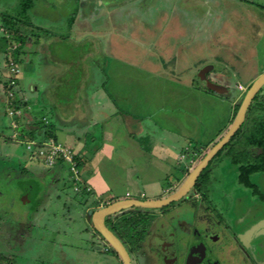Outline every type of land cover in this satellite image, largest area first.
<instances>
[{"label": "crops", "instance_id": "0c3cea01", "mask_svg": "<svg viewBox=\"0 0 264 264\" xmlns=\"http://www.w3.org/2000/svg\"><path fill=\"white\" fill-rule=\"evenodd\" d=\"M75 1L77 5L75 11H73L74 14L71 19L73 21L66 27V33H58L57 26L48 28L49 26L45 27L42 24L41 26L34 25L33 22V27L35 26V29L39 33H43V35L39 36V39L35 36L29 37L28 42L22 49L20 58L23 65L27 64L26 68H31L34 65L33 58L34 60L35 58L37 59L42 53L40 49H45L44 46L51 40L59 39L58 36L74 38L75 41L73 43L77 46L82 43L85 44L90 39L93 40L91 42L92 45H96L95 42L97 40L103 44V51L106 56H109L110 43L115 47L117 46V48H113L111 54H118L116 53L119 47L118 43L121 42L122 38H129L127 46L131 48V45L138 44L134 50L140 51L138 56L143 63V71L141 70L140 76L145 77L143 74L147 76L149 73L151 76L152 72L155 75L154 83L158 76L166 80V82L161 83V86H156V90L154 87L153 91L158 97L156 99L157 105L152 106L150 109L147 105H143L147 98L140 96L144 82H140L138 85L136 82L135 84H129V80L126 81L127 83L120 80L118 83L109 84L108 80H106L107 78L103 76L107 74L104 71L105 67L103 68L101 65V68H99L103 70V75L91 72V70L88 71L93 63H91L90 57L87 58L89 53H83L81 57L83 58L85 55L88 60V66L87 68L85 66L82 69L83 71H81L83 72V75H81L83 76V81L77 85V90H81L76 91L73 89L72 92L78 93L76 97L73 96L75 98H78L79 92L84 93L82 97L85 96V109L79 111L78 108L75 109L74 105L72 106L71 104L65 110V107H62L60 103V99L56 97L58 91L55 90L64 85L70 87L73 84V80L71 82L68 79L70 77V69L69 63L66 62L69 61L62 60L61 62L55 56L49 58L53 60L50 66L53 71V76L51 77L52 91H50V88H46L44 92L43 88L37 84L21 81V91H19L21 109H15L9 105L8 95L7 109L11 108L17 111L11 116L16 117L18 115L19 120L22 119V122H24L23 124L19 123L18 119L15 118L17 126L23 125V127L13 137H25L28 142L32 140H40V142L61 140L66 147L73 145L71 148L81 157L83 164H88L87 177L84 178L86 174H80L79 170V182L89 187V198L93 197L90 201L87 199L82 207L83 215L87 219L89 210H97L117 200L127 198L142 200L161 199L174 193L192 171L189 172L188 166L185 168L184 166H178L180 157L183 155L193 157L195 154L198 157L202 153L208 152L223 137L227 131H224V129L228 125L230 127L235 120L238 113V111L236 112V106L243 98V95H245L256 78L264 73V57H261L260 51L256 49L254 37L250 40L247 35V44L241 39H234L229 32L221 36V32L228 26H232V20H229L231 18L229 12L231 11L233 14L235 12L238 14L240 12L243 13L249 22V27H253L252 30L255 29L257 32L261 31L264 27V0H227V5H225V0H161L165 3L163 6L153 5L155 0ZM198 2L199 4H197ZM43 5L38 6L39 11L47 8L46 4ZM53 8L56 9L54 5ZM103 11L104 15L100 16ZM168 14L169 17H167ZM30 15L32 19L34 16V19L38 18L40 20L38 14ZM9 16L16 17L18 21L21 20L16 15L9 14ZM163 17L164 21H160L159 19H163ZM7 24H4L5 27ZM30 24L32 26V22ZM111 24L115 33L109 29ZM9 26L8 24L7 27ZM87 29L90 32H86ZM97 29L103 30L97 34ZM137 33L140 35L139 41L136 38ZM63 34H67V36ZM215 34L216 36L214 37ZM151 35L157 37L154 39ZM148 36L152 37V42ZM193 36L200 37L201 46L205 47L204 49L208 48V51L201 58H194L197 60L195 64L191 65L194 69L187 72L181 67V70H179V66L172 65V63L180 62L179 59L183 50H185L184 48L188 50L195 45ZM100 39L103 40L105 45ZM232 39L237 40L239 44H233V41H230ZM224 50L228 51V53L227 51L225 53L226 57H218L219 52L222 53ZM43 53H45V57H48V51ZM100 55L101 57L99 58L105 66L102 50ZM116 59H118V62L121 60L120 57H116ZM127 59H130V57ZM59 62L61 63L59 64ZM211 63H220L222 65L220 69L223 70L224 67L225 70L230 71L228 73L229 75L231 74L230 76L236 78V81H234L237 88L236 94H232L230 86H223L221 82L220 86L224 88L222 93L219 92L220 87L210 92L208 91L209 89L198 83L196 76L202 68L199 70L196 68H199L201 64H206L205 66H211L210 71H213L215 68ZM119 66L121 67V64ZM112 68L113 66H111ZM147 70L150 72L146 73L145 71ZM179 71L182 73H179ZM119 77L122 78L123 76ZM214 83L217 84L216 82ZM239 84H242L245 89H240ZM177 85L179 86L176 87ZM168 87L174 90L171 91ZM170 91L174 102L168 100L170 94L167 98L166 94ZM158 93H162L163 97ZM186 93L189 96H186ZM72 102L74 103L75 99ZM31 111H36V115L38 114L39 118H36L35 113L33 115L30 114ZM85 111H88V113H85ZM27 115L34 117L33 123L27 120ZM75 117L86 121L85 124L88 127L85 135L81 136V138L75 135L77 133L73 127L70 130L65 128V124H68L66 121H72ZM46 119H54L55 121L46 125ZM29 125L30 127L39 125L44 130L37 131L30 128ZM98 125L101 127V132L99 130L96 132L95 127ZM182 125L184 130L189 128V132L194 133H187L181 128ZM50 126H52L53 132H47L46 129ZM179 126L180 130L178 129ZM118 127H125L124 131L126 134L123 133L122 135V129ZM174 127H177V129ZM198 130H201L200 134L196 132ZM204 130L206 133H204ZM209 132L210 134H208ZM123 138L130 140V144H127L128 146L123 144ZM137 140L140 141L138 142ZM123 149H128L129 151L124 153L122 152L124 151ZM122 156L128 157L126 162H123L122 158L115 160V158ZM42 162L45 161L43 160ZM39 169L40 167L36 165L32 166L33 172H38ZM236 172V166H230L226 170L227 175L231 176ZM45 184L48 186V184L51 185L52 183L46 181ZM29 185L34 188L36 183H29ZM38 186L40 187V185ZM43 188H45L44 185ZM165 191L170 192V194L165 195ZM191 191L193 197H196L193 189ZM247 194L249 196L251 193ZM48 195L50 196V193H47ZM35 200L40 206L41 200L36 196ZM181 200L178 202H184ZM29 201L31 203L33 200ZM94 201L95 205H93ZM202 202L205 203V200ZM175 203L177 204V202ZM178 205L179 208L177 207L173 211L174 213L168 217H175L183 225L184 220H192L190 215L193 208L186 202ZM203 208L204 205H201L200 209ZM158 211L156 210V212ZM68 217H71V214ZM71 221V218L66 220L67 224ZM88 222L89 226L93 227L94 238L92 243L87 240V245L80 247L78 245L57 246L60 249L55 262L51 264H124L112 246L100 234L96 235L97 231L93 221L89 220ZM156 222L158 223L159 220ZM2 230L4 229L0 228V235L3 234ZM58 236L60 243H66L70 239L67 238L68 234L64 230L59 232ZM153 242L151 244L141 243L138 249L131 252L133 253L134 264H158L157 252L152 251Z\"/></svg>", "mask_w": 264, "mask_h": 264}, {"label": "rangeland", "instance_id": "374dc122", "mask_svg": "<svg viewBox=\"0 0 264 264\" xmlns=\"http://www.w3.org/2000/svg\"><path fill=\"white\" fill-rule=\"evenodd\" d=\"M25 1L26 0H0V28H1L0 37L1 38H2L1 31H4V29L7 30V27H5L4 25L5 21L2 16L3 13H7L8 15L9 14L16 15L18 18L20 17L21 20L16 22L14 28L16 27L21 28V30L26 33H31L33 30H36L35 26L33 27V22L34 25L41 26L42 24L45 27L49 26L48 28L51 27L53 28L54 26H57L58 33H63V32L66 33L67 31L66 27L73 21L71 19L74 14L73 11H75V7L77 5V2L75 0H32L30 6L31 9L28 8L25 10L23 9L24 8L23 4L25 3ZM227 2L228 1L225 0V5L228 4ZM43 4L44 5L46 4L47 8L45 10L39 11L38 6L39 5L42 6ZM155 4H158L159 6L165 5V3H163L161 0H155V2H153V5ZM197 4H199V2ZM53 5L56 7V9L53 8ZM33 10L38 12H34ZM35 13L39 15L38 17H40V20L38 18L34 19L35 18L34 16L32 19V16L30 14L34 15ZM229 13L231 14L230 15L231 18L229 20H232L231 22L232 26L231 27L228 26L224 31H222L221 36L229 32L231 37H234V39H239V40L241 39L243 42H246L247 44H248L247 35L250 37V40L252 37H254L256 38V39L253 38L254 44H256V49L260 51L261 57H264V27L261 31L257 32V30L255 29L252 30L253 27L252 28L249 27L248 24L249 22L248 20H246V16L244 17L243 13L240 12L238 14L237 12H235L233 14L232 11ZM101 15H104V11L103 13L100 14V16ZM27 16L29 17L28 19ZM167 17H169V14L167 15ZM159 20L164 21V17L163 19H159ZM30 22H32V26H30L31 25ZM109 29L112 30L113 33H115L112 24L110 25ZM97 30H98L97 31L98 34V32L102 31L103 29H97ZM86 32H90V30L87 29ZM63 35L67 36V34H63ZM151 36L148 37L152 42V37L155 39L157 36H152V37ZM215 36L216 34L214 35V37ZM214 37L213 39H215ZM58 38L59 39H53L50 42H48L44 46L46 50L40 49L42 55L40 54V56H38L37 59L35 58V60L33 58L34 65L31 68H26L27 64L23 65V62L20 64L21 65L20 74L17 75L19 82L20 80L25 82L27 81L30 84L39 85L40 87L43 88L44 92L46 91V88L47 89L50 88V91H52L51 77L53 76V71L50 66L53 60L49 58L55 56L61 62L62 60L69 61L66 62L69 63L68 66L70 69L69 72L70 77H68V79H70L71 82L73 80V84L70 87L64 85L63 87H60L58 90H55L58 91L56 97L60 99V103L62 107H65V110H67V107H69L71 104L72 106L74 105L73 107L75 109L78 108L79 111L83 110L86 108L84 107L85 96L82 97L84 93L79 92L80 95H78V98H75L78 93L77 92L73 93L72 90L73 89L76 91L81 90V89L77 90L78 89L77 85L78 83L80 84V82L83 81V76H81L83 75V72L81 71H83L82 69H84L85 66L87 68L88 66L87 58L90 57L92 60L91 63H93L92 65L94 66L89 64L90 68L88 71L91 70V72H96L97 74L101 75L103 73V70H100L99 68H101L102 65L103 68L105 67L104 68L105 74L107 73L106 75L103 74L102 75L105 76V78H107L106 80H108L109 84H112L113 82L118 83V81L120 80H122L123 82L129 80V84L130 83L135 84L136 82L138 85L140 84V82H144L140 96L141 97L143 96L145 99L147 98V100H145L146 102L144 101L143 105H147L148 107H150V109L152 108V106L157 105L156 99L158 97L157 94L153 91V89L155 87L156 90V88L158 86H161V83L166 82V80L158 76L155 79L156 82L154 83L155 75H153V73L151 72V76H150L149 70L145 71L146 73H149V75L146 76L145 74H143L145 77L140 76L141 72L143 71V67H142L143 63L141 58L138 56L140 54V51L137 52V50H134V48L138 46L137 43L131 45L130 48L129 46H127V43L129 42V38H124V39L122 38L121 42L119 43L117 42L119 46L118 50L117 52L115 49L114 50L118 54H114V55L116 57L121 58L120 62H118V59L115 60L116 57L111 54L113 48L115 47L113 44L111 45V43L109 45L110 46V50L108 52L109 56H106L105 52L103 51V44L101 42H98L97 40L95 42L96 45H92L91 42H93V40L90 39V41L86 42L85 44L82 43L77 46L74 45L73 41L75 40L72 37L68 38V36L67 37L58 36ZM136 38L139 41L140 35L138 33L136 34ZM187 38H189V36H187ZM234 39L230 41H233V44H236L237 40ZM193 40L195 41V45L192 46V48L190 47L188 50L184 48L185 50H183L181 58L179 59L180 62L177 61L172 63V65L179 66L178 68L179 70H181V67L184 68L187 72L190 71L191 69H194L191 65L195 64V61H197L195 59L201 58V56H204V54L208 51V48L204 49L205 47L201 46L200 37L193 36ZM101 41L103 42V40ZM115 48H117V46ZM91 49L93 50L91 51ZM101 50L103 52L102 57L105 60V66L102 64V60L99 58L101 57L100 55ZM44 51H48L47 53L48 57L47 56L45 57V53H43ZM226 51L227 50H224L222 53L219 52L218 57H222V56L226 57L225 54ZM83 53L84 54L89 53L87 58L85 57V55L83 58L81 57ZM128 57H130V59H127ZM0 62H1L0 63V228L4 229L2 230L3 234L0 235V253H1L0 264H51L55 262L57 258L58 250L60 249L57 246L78 245L80 247L87 245V240L89 243H92L94 238L92 233L93 227L91 225L89 226L88 217L87 219L84 217L82 207L86 203L87 199L88 201H90V199L92 200L93 197L89 198L88 193L78 192L74 189L75 184L79 185V181L76 180L75 178L76 175L73 173L71 169L72 168L71 163L67 161H63L61 156H58L56 163L54 165H50L45 162H42L43 160L45 161V157L39 154V150L40 148H44L46 151H49L50 150L49 147H47L45 144L41 142L42 146L33 145V147L30 149L28 148L27 145L28 143L27 138L19 137V136L13 137V135L16 134V132H20V130L23 127V125L17 126V122L15 118L18 119L19 123L23 124L24 122H22V119L19 120L18 115H16V117L11 116L14 114L13 112L17 113L16 110L14 109L12 110L11 108L7 109L9 102L8 100L9 91L7 89L6 82L11 73L9 72L10 69L8 70L9 66H7V63L5 62V57H2V53H0ZM61 62H59V64ZM119 64H121V67L119 66ZM211 64H213L215 69L209 72V78L211 81L216 82L217 84L219 83L218 85V87H220L219 92L222 93L224 90V88L220 86L222 84L223 86L224 85L230 86L231 93L236 94L237 88L235 87L236 84H234L236 78L230 76L231 74L230 75L228 74L230 71L225 70L224 67L223 70L220 69L222 68V65L220 63L219 64L211 63ZM205 65L206 64H201V66H199V68L196 69L199 70L200 68H203ZM111 66H113L112 69ZM179 73L182 72L179 71ZM121 75L123 76L122 78L119 77ZM90 84H92V82H90ZM178 86L179 85H177L176 87ZM14 88L16 89L17 85L14 86ZM170 89L171 91L174 90L173 88ZM171 91L167 92L166 95L168 98V95L170 94V98H168V100L174 102V100L171 98V96L173 97V95H171ZM263 91L264 89L262 90V92ZM158 94L163 97L162 93H158ZM186 96L189 95L186 93ZM74 99L75 102L73 103L72 101ZM34 113L36 115V111L30 112V114L32 115ZM85 113H88V111L87 112L85 111ZM252 114L253 117L256 118L257 122L264 120V107L262 106L255 107V109L252 111ZM252 114L250 111L248 113V116L250 117V115ZM66 116L68 115L66 114ZM36 118H39L38 114L36 115ZM254 118H252L253 121L251 123L253 124H251V126H248V124L246 123L247 125L244 126V132L241 135L239 134V136L237 135L238 138L234 141L233 144L230 145L231 148L225 150L214 160H212V163L206 172L207 173L206 178L204 177L202 178V176L200 177L201 181L204 182V186L202 187V189H204V192H206V196H207L206 204L213 205L216 209L220 210L223 191L224 194H226V192L229 191L228 189L231 188L232 186H234L236 190V195H248L247 193H249L251 190L242 186L241 183L239 182V178L242 170L241 165H243V163L245 165H251V162L254 159L260 157L256 149H263L262 147H260L259 142L258 143L252 142L249 140L248 137L249 134H255L256 132H258V130L253 129L255 127ZM27 120L33 123L34 117L31 115H27ZM52 121L54 122L55 120L46 119L45 123L46 125H49L51 124ZM66 122H68V124H65L66 125L65 128L70 130L71 127H73L77 133L75 135L80 136L79 138L85 135L86 130H88V127H86L85 124L86 121L78 117H75L74 120L72 121H66ZM183 127L184 126L182 125L181 128L183 129ZM228 127L229 125L224 129V131L227 130L225 134L230 129V127L229 128ZM30 128L36 129L37 131H42L43 129L42 126L39 125H34V126L32 125V127ZM95 128H96V132H98V130L100 131L101 129L99 125L96 126ZM118 128L122 129L121 132L122 135L123 133L126 134L124 131L125 127L124 128L118 127ZM174 128L177 129V127ZM181 128L180 126L178 127L179 130ZM187 130L184 131H186L187 133H194V132H189V130L188 131ZM196 132L200 134L201 130H198ZM204 133H206L205 130ZM208 134H210V132ZM255 137L257 138L256 140L264 139V136H262L261 133L255 134ZM137 141L139 142L140 140ZM56 143L66 146L63 142H61V140L60 141L58 140ZM123 144L128 146L127 144H130V140L127 138H123ZM71 146H69L70 149H73L71 148ZM132 146H134V144H132ZM123 150L124 151L122 152L124 153L129 151L128 149H123ZM74 152L76 151L74 150ZM204 154L205 153H202L198 157L197 154H195V156L193 157L190 155L189 156L183 155L179 159L180 162L178 166L181 167L184 166V168L188 166L190 172L195 168V166L198 164L199 160L204 156ZM93 158L95 159V157ZM121 158L123 162H126L128 159L127 156H122L119 158H115V160L116 159L120 160ZM33 165L40 167L38 172L32 171ZM87 165L88 164L86 163L84 164L82 163V165L80 164L78 167V169L80 170V174L82 175L86 174L84 178L88 176L87 171H89V169H87L88 168ZM230 166L237 167V172L233 173L232 176L227 175L226 173V170ZM259 171L260 170H257L250 175L251 181H254V179L260 175L261 172ZM54 177L56 178L53 179ZM46 181L52 184L51 185L48 184V186H46L45 184ZM29 183H36V185L33 188L32 186L29 185ZM38 185H40V187ZM43 185L45 186V188H43ZM79 186L81 188V185ZM244 188L246 189V191L244 190ZM194 191L195 189H193V192ZM47 193H50V196L48 195L49 197L47 196ZM164 193L165 195L170 194V192L168 191H165ZM35 196L41 200L40 206H38V204L36 203ZM29 200H33V201L29 203L30 202ZM190 203L193 204L192 202ZM196 203L194 204L195 207L198 206V204ZM93 205H95V201L93 202ZM201 205L202 204L200 202L199 206ZM132 210H136V208ZM70 214L71 217H68ZM67 218H71L72 220L71 222H69V224H67L66 222ZM63 230L65 233L68 234L67 238L70 239L66 243L61 242L62 243L61 244L58 239L59 237L58 233ZM173 233H176L175 229L173 230ZM96 235L98 234L96 233Z\"/></svg>", "mask_w": 264, "mask_h": 264}, {"label": "flooded vegetation", "instance_id": "af4514ba", "mask_svg": "<svg viewBox=\"0 0 264 264\" xmlns=\"http://www.w3.org/2000/svg\"><path fill=\"white\" fill-rule=\"evenodd\" d=\"M263 89L264 86L258 92H261L259 102L262 103ZM254 109L251 104V113ZM256 151L260 157L251 162V167L264 160L261 159L264 150ZM262 165L260 175L251 181L249 187L239 181L242 186L251 189V194L236 195L232 186L226 194L223 191L220 210L213 205L209 206L206 201L203 204L195 185L193 189L196 197L192 196L191 191L184 199L193 208L190 215L192 220H184L183 225L180 220L168 216L174 213L178 204L184 202L172 205L173 202L161 209H145L154 213L155 217L142 243L151 244L154 241L152 251L157 252L158 264H264V163ZM200 202L204 205L203 209H200ZM195 203L198 204L197 207L194 206ZM174 229L176 233H173Z\"/></svg>", "mask_w": 264, "mask_h": 264}, {"label": "trees", "instance_id": "16d2710c", "mask_svg": "<svg viewBox=\"0 0 264 264\" xmlns=\"http://www.w3.org/2000/svg\"><path fill=\"white\" fill-rule=\"evenodd\" d=\"M32 3V0H26L25 3L23 4L24 8L23 9H28L30 8ZM29 6V7H28ZM3 19L5 23L9 24L10 26L7 27V30L2 31V38L0 37V53H2V57H5V62L7 63L8 70L11 73L8 80H7V89H8V95H9V105L11 107H14L15 109H21L22 104L21 101L19 100V91H21L20 84L21 80L19 82L17 75L20 74V71L18 72H12L11 67L13 66H18L21 69V52L22 49L24 48L25 44L28 42L29 37L35 36L37 39H39V36L43 35V33L37 32L38 30H34L33 33L27 34L21 30V28L16 27L14 28V25L16 24L17 18L13 16H9L7 14H3ZM20 21V20H19ZM12 25V26H11ZM37 33H36V32ZM3 41V42H2ZM16 44V45H15ZM1 63V62H0ZM17 85V88L15 89L14 86ZM208 91H214L208 90ZM261 93V92H260ZM260 93H258L252 103V107H264V103L259 102L260 98ZM244 98V95H243ZM238 103L236 106V112L239 110L241 102ZM251 110V109H250ZM250 112V111H249ZM248 112V113H249ZM252 114V113H251ZM253 114L250 115V117L247 115L246 122L241 126V128L238 130V132L232 137L230 142L223 147V149L215 156H219L221 153H223L225 150L230 149V145L234 143V141L238 138L239 134L241 135L244 132V126L248 124V126H251V123L253 121ZM247 123V124H246ZM247 126V127H248ZM254 128L258 130L255 134H260L264 136V120H261L260 122H257L256 118H254ZM47 132H53L52 126L48 127ZM263 133V134H262ZM255 134H249V140L252 142L260 143V147L263 148L264 150V139L263 140H256L257 138L255 137ZM238 135V136H237ZM50 137V136H49ZM35 141V140H34ZM37 144L41 143L40 140L35 141ZM212 148V147H211ZM210 148V149H211ZM206 153L204 154V156ZM203 156V157H204ZM202 157V158H203ZM202 158L199 160V162L202 160ZM214 158V159H215ZM75 159L77 161L78 167L79 165L83 163L81 160L80 156H75ZM213 159V160H214ZM261 159H264V152L261 155ZM82 161V162H81ZM198 162V163H199ZM212 163V162H211ZM211 163L208 165V167L202 172L201 176L202 178H206L207 175V170L209 169V166ZM263 162L261 164H257L255 167H251L250 165H241L242 170L240 174V182L244 185L249 187L251 185V180H250V175L257 170H260L263 167ZM81 185V190L78 192H83V193H90L89 190L87 189L86 185ZM203 181L199 178L197 184H196V190L199 191L202 197V201H207L206 200V192H204L203 187ZM185 199V198H183ZM183 201V200H181ZM176 203L174 202L172 205H175ZM155 214L152 212H148L143 208H138L137 210H128L122 214H115L108 216L106 219L107 225L117 234L119 235L123 240L127 248L129 249L130 252L138 249L140 247V243L145 241L149 230H150V224L152 220L154 219ZM99 234V232H97ZM1 254V253H0ZM1 256V255H0ZM1 260V257H0Z\"/></svg>", "mask_w": 264, "mask_h": 264}, {"label": "water", "instance_id": "95a60500", "mask_svg": "<svg viewBox=\"0 0 264 264\" xmlns=\"http://www.w3.org/2000/svg\"><path fill=\"white\" fill-rule=\"evenodd\" d=\"M211 66H204L197 74L198 83L206 89L216 90L218 85L212 82L208 77V72ZM264 86V73L261 74L246 91L241 102L235 120L228 132L206 153L202 160L189 173L186 180L172 194L161 199H136L127 198L112 202L97 210H89V220L93 221L97 232L108 242L112 248L119 254L124 264H134L133 255L124 243V240L117 235L106 223L108 216L122 214L128 209L144 208V209H159L169 206L173 202H178L185 198L196 185L202 171L209 165L215 156L223 149L230 139L238 132L246 120L249 108L255 99L260 89ZM264 224V222H262Z\"/></svg>", "mask_w": 264, "mask_h": 264}, {"label": "built area", "instance_id": "2783aa9c", "mask_svg": "<svg viewBox=\"0 0 264 264\" xmlns=\"http://www.w3.org/2000/svg\"><path fill=\"white\" fill-rule=\"evenodd\" d=\"M11 71L12 72H18V71H20V68L18 66H13V67H11ZM239 87L242 90L245 89V87L242 84H239ZM13 113H15V112H13ZM56 142L57 141H55V140H48V141L42 142L47 147H49L50 150L46 151L44 148H40L39 154L41 156H44L45 162L47 164H50V165H54L56 163L58 156H61L63 161H67V162L72 164L71 169H72L73 173L76 175L75 178H76V180L80 181L78 164H77V161L75 159V156L77 155V153L74 152L72 149H70L66 146H63L61 144H58ZM27 145H28V148H30V149L33 147V145L42 146L41 143L37 144L34 140L29 141L27 143ZM80 184H81V182H79V185ZM79 185L75 184V190L76 191L81 190ZM87 189L89 190V187H87Z\"/></svg>", "mask_w": 264, "mask_h": 264}]
</instances>
